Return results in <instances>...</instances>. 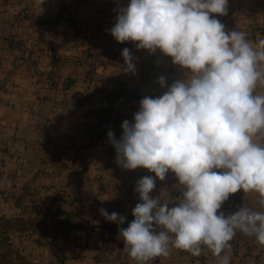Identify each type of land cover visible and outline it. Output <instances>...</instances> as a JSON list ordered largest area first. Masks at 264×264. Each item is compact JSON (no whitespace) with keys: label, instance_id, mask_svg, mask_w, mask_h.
I'll return each instance as SVG.
<instances>
[{"label":"crops","instance_id":"obj_1","mask_svg":"<svg viewBox=\"0 0 264 264\" xmlns=\"http://www.w3.org/2000/svg\"><path fill=\"white\" fill-rule=\"evenodd\" d=\"M128 3L130 0H45L38 7L36 0H0V213L16 215L19 199L42 181L43 212L35 215L37 223L31 214L24 217L43 231L28 244L37 247L35 252L51 264H144L123 251L117 224L107 221L99 210L125 216L119 227L126 228L140 202L136 182L154 173L118 166L108 132L119 140L123 121L134 122L140 101L145 96L163 95L184 73L159 50L150 54L125 46L132 42L117 43L110 30L117 10ZM24 12L46 25L43 35L28 46L7 28ZM218 19L227 30L245 32L254 46L264 39V0H229L228 15ZM93 28L99 36H85ZM93 38L103 51L128 48L136 71L125 70L123 57L108 61L97 50L95 58L87 59L85 49ZM142 66L151 70L165 66V87L159 85V77L146 80ZM68 79L72 83L67 86ZM118 85L126 93L107 101L102 93ZM256 94H264V88L258 85ZM57 140L63 142V152L51 171L50 150ZM183 190L169 172L163 182L156 180L150 195L173 207ZM260 199L254 191H240L229 196L220 211L227 216L244 206L264 212ZM229 243L231 247L221 257L206 247L200 256H193L170 246L169 256L153 261L220 264L228 256L229 264H264V245L255 236L236 230Z\"/></svg>","mask_w":264,"mask_h":264},{"label":"clouds","instance_id":"obj_2","mask_svg":"<svg viewBox=\"0 0 264 264\" xmlns=\"http://www.w3.org/2000/svg\"><path fill=\"white\" fill-rule=\"evenodd\" d=\"M45 0H36L42 7ZM229 0H130L119 8L110 34L137 50H159L183 71L161 96H145L134 122L123 121L116 164L154 176L136 182L140 202L132 221L116 212L100 214L118 226L123 251L138 262L167 257L171 248L216 257L231 247L236 230L264 245V212L241 207L225 216L221 206L242 191L260 195L264 207V39L257 46L243 31L227 30ZM125 70L136 71L128 48ZM163 88L166 78L158 81ZM174 173L183 186L175 206L150 194L156 180ZM223 256L220 264H229Z\"/></svg>","mask_w":264,"mask_h":264},{"label":"rangeland","instance_id":"obj_3","mask_svg":"<svg viewBox=\"0 0 264 264\" xmlns=\"http://www.w3.org/2000/svg\"><path fill=\"white\" fill-rule=\"evenodd\" d=\"M33 23L36 24L35 21H33ZM15 36L18 39L20 38L17 35ZM59 141L57 140L54 142L53 148L50 150V165L48 169L51 171H53L54 167L57 165L55 164L54 147ZM37 182L35 185L29 188L27 191L28 194H26L24 198L19 199V205L16 207V215L0 213V236L2 237L5 235L7 241L13 244L12 258L15 256V254H18L24 260L32 264H51L46 259H43L41 254L35 252L37 251V247L31 248V242L28 244V240H30L33 236H35V238L37 237L36 239H39L43 231H39L38 227L36 226H34L35 229L29 227L27 229H22L20 223L16 221V219L22 218L20 216L24 217V215H26V217H29L28 214H31L30 218L33 216V221L35 223L38 222L35 215L38 214V212L42 213L44 210V185L41 184L43 183L42 181H39L38 183ZM50 233H55V231L51 230ZM50 233H48V235H50ZM2 251H5V248H0V252Z\"/></svg>","mask_w":264,"mask_h":264},{"label":"trees","instance_id":"obj_4","mask_svg":"<svg viewBox=\"0 0 264 264\" xmlns=\"http://www.w3.org/2000/svg\"><path fill=\"white\" fill-rule=\"evenodd\" d=\"M16 18L29 20V21L33 22L32 16L29 13H26V12H24L22 14H19ZM19 40L22 41L20 38H19ZM91 43H93V44L90 47H86V49H85L86 55H87V57H86L87 59L95 58L93 53L96 50L99 51V52H102V53L104 52L106 57H107V59H108V61H112L114 59L122 57V51L121 50L115 51V50L110 48L109 50H104L103 51L101 49L100 45H99V40L98 39H94L93 38L91 40ZM125 46H127L128 48L133 49V50L136 48L135 44H132V43H129V44L126 43ZM66 81H69L67 83V86L72 83V80H70V79H68ZM125 93L126 92H125V89H123V85H118L115 89L106 90L102 94H103V96L105 97V99L107 101H109V102L111 101L112 102L114 100H117L121 96H123ZM20 217H22V218L16 219V221L20 223V226H22V229H27L28 227L32 228V229H35L34 224L30 223L29 219H26L23 216H20ZM248 246H249V249H250V245H248ZM2 247L5 248V251L0 252V264H32V263H29L26 260H24L18 254H15V256L12 258L13 244L10 243L9 241H7V238H6L5 235H3L2 237L0 236V248H2ZM95 264H98V263H95Z\"/></svg>","mask_w":264,"mask_h":264},{"label":"built area","instance_id":"obj_5","mask_svg":"<svg viewBox=\"0 0 264 264\" xmlns=\"http://www.w3.org/2000/svg\"><path fill=\"white\" fill-rule=\"evenodd\" d=\"M7 28L14 34L20 37L22 41L28 46L32 44L34 40H36L39 36L43 35V33L46 30L45 24L36 23L34 24L32 21L24 20V19H14L10 23ZM85 36H91L93 34H97L99 36V32L97 29H89L86 32H84ZM167 72V68L165 66L156 69L151 70L146 66L141 67V73L143 74L144 78L146 80H149L153 77H161L164 76ZM261 88H264V85H260ZM63 149V142L59 141L54 147V155H55V164H58L59 159L61 158ZM144 263V262H143ZM146 264H154V261H148Z\"/></svg>","mask_w":264,"mask_h":264}]
</instances>
